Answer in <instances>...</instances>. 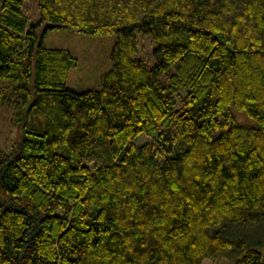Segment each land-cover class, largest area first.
<instances>
[{
	"label": "trees",
	"instance_id": "1",
	"mask_svg": "<svg viewBox=\"0 0 264 264\" xmlns=\"http://www.w3.org/2000/svg\"><path fill=\"white\" fill-rule=\"evenodd\" d=\"M24 3L0 4L23 130L0 149V264H264L226 232L264 221V0H38L34 24ZM62 28L117 36L100 89L67 87L77 58L44 45Z\"/></svg>",
	"mask_w": 264,
	"mask_h": 264
},
{
	"label": "rangeland",
	"instance_id": "2",
	"mask_svg": "<svg viewBox=\"0 0 264 264\" xmlns=\"http://www.w3.org/2000/svg\"><path fill=\"white\" fill-rule=\"evenodd\" d=\"M0 0V4H1ZM24 12L29 17V23L34 24L40 20L38 0H25ZM139 52L138 58L145 60L149 65H154L155 44L151 35H142L136 32ZM117 36L113 34H91L71 28L54 29L48 31L44 37V45L48 48H64L69 50L78 60L77 66L73 67L67 81V87L84 91L89 89H100L103 76L112 67V51ZM162 76V81L166 82V76L173 71ZM9 99H0V149L9 150L16 145L22 137L23 130L17 121V112L21 104L16 102V96L11 94L12 89L6 83ZM238 119L245 123L250 120L243 113L237 112ZM150 140L143 133L135 139L136 144H141ZM85 164L94 168L101 163V160L86 159ZM226 232L230 237L238 239L246 238L250 247L264 253V221L249 224H228ZM245 249L227 250L220 254L217 259H204L202 264H231L241 258Z\"/></svg>",
	"mask_w": 264,
	"mask_h": 264
}]
</instances>
